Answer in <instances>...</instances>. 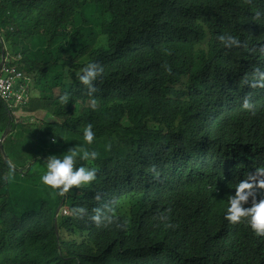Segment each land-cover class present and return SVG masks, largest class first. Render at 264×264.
Listing matches in <instances>:
<instances>
[{
    "label": "trees",
    "instance_id": "1",
    "mask_svg": "<svg viewBox=\"0 0 264 264\" xmlns=\"http://www.w3.org/2000/svg\"><path fill=\"white\" fill-rule=\"evenodd\" d=\"M3 50L45 115L0 98V264H264V235L224 218L264 167V0H0ZM77 145L96 179L60 195L33 167Z\"/></svg>",
    "mask_w": 264,
    "mask_h": 264
},
{
    "label": "clouds",
    "instance_id": "2",
    "mask_svg": "<svg viewBox=\"0 0 264 264\" xmlns=\"http://www.w3.org/2000/svg\"><path fill=\"white\" fill-rule=\"evenodd\" d=\"M220 39L225 40V37L221 36ZM227 42L229 44L238 43V41L231 36L227 38ZM4 53L5 50L2 52V62L0 61V63H3L0 68V77L3 76L2 68L4 66H9L14 68L17 72L22 73L21 70L7 64V57H5ZM102 73L103 67L96 62H89L81 68L78 74V80L86 87L90 97L96 92L97 89L94 82ZM22 77L13 82V95L9 99L4 98L0 94L1 100L10 106L14 105L16 107L15 110L12 111V115L14 111H18L21 114L27 113L24 107L29 104V99L31 97L29 93L31 87H29V85L32 84V81H25ZM261 79H264V73L261 74ZM59 99L61 103H68V93L61 95ZM242 107L244 109H251L252 105L245 99ZM32 115L33 113H27V116ZM94 135L92 125L90 123L87 124L83 129V140L90 145L93 143ZM97 155V152L94 150H81L79 145L73 149H69L67 153L60 156L51 155L47 157L46 163H44L46 170L40 176V180L44 185L58 190L60 195H63L74 187L88 185L96 179V169L84 165L74 167V163L77 157L83 161H92L96 159ZM258 189L264 190V167L255 168L254 172L248 173L246 178L238 182L235 186L234 195L228 196L224 218L230 223H239L244 220L257 235H264V197H261L259 200L257 199ZM74 211L81 213L84 210L74 209ZM110 219L111 218L108 216L102 217L99 210H97V214L91 216V220L97 225H99L102 220L108 222Z\"/></svg>",
    "mask_w": 264,
    "mask_h": 264
},
{
    "label": "built area",
    "instance_id": "3",
    "mask_svg": "<svg viewBox=\"0 0 264 264\" xmlns=\"http://www.w3.org/2000/svg\"><path fill=\"white\" fill-rule=\"evenodd\" d=\"M2 75L0 77V94L9 99L13 95V82L16 79H20L22 77L21 72H17L14 68L9 66H4L2 68Z\"/></svg>",
    "mask_w": 264,
    "mask_h": 264
},
{
    "label": "rangeland",
    "instance_id": "4",
    "mask_svg": "<svg viewBox=\"0 0 264 264\" xmlns=\"http://www.w3.org/2000/svg\"><path fill=\"white\" fill-rule=\"evenodd\" d=\"M31 81H32V88L35 89L34 88V81L32 79H31ZM13 115H14L17 123L25 122L27 119H29L30 122H35V121H40V119H42L44 117L45 112L41 110V111H38L36 113H33L32 116H34V118H31V116H27V113L21 114L18 111H14ZM1 140H2V137L0 138V143H1ZM3 141H4V139L2 140V142ZM27 166H29V164ZM33 170H34V175L38 178V176H41L43 174V172L46 170L45 164L39 163V164L35 165V167H33Z\"/></svg>",
    "mask_w": 264,
    "mask_h": 264
},
{
    "label": "water",
    "instance_id": "5",
    "mask_svg": "<svg viewBox=\"0 0 264 264\" xmlns=\"http://www.w3.org/2000/svg\"><path fill=\"white\" fill-rule=\"evenodd\" d=\"M2 62V61H1ZM2 64L3 63H0V68L2 67ZM10 133V129H7L5 132H4V134L2 135V140L3 139H5V137L8 135ZM2 140H1V144H2ZM2 146V145H1ZM0 146V147H1ZM61 208H62V203L59 205V207H58V209H57V214L59 213V211L61 210ZM57 222H56V220H55V224H56Z\"/></svg>",
    "mask_w": 264,
    "mask_h": 264
}]
</instances>
